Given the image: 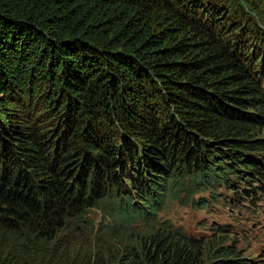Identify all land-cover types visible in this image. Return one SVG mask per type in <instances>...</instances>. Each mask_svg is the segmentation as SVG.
<instances>
[{"label":"trees","instance_id":"1","mask_svg":"<svg viewBox=\"0 0 264 264\" xmlns=\"http://www.w3.org/2000/svg\"><path fill=\"white\" fill-rule=\"evenodd\" d=\"M241 4L0 0V228L124 243L72 264H197L204 240L157 217L169 195L264 198V25ZM261 262L221 244L206 264ZM0 264L52 263L0 245Z\"/></svg>","mask_w":264,"mask_h":264},{"label":"rangeland","instance_id":"2","mask_svg":"<svg viewBox=\"0 0 264 264\" xmlns=\"http://www.w3.org/2000/svg\"><path fill=\"white\" fill-rule=\"evenodd\" d=\"M241 3L242 0H237V4ZM241 6L250 10L263 27L264 19L261 15L258 16L253 9H249L250 6L243 3ZM233 8L234 6L229 10L230 14ZM251 134L264 135V127H255ZM210 192V189H206L196 193V198L204 197L209 200L205 207L185 203L182 199L169 195L166 204L158 210L157 217L165 223L170 220L204 240L197 264H206L213 248L221 244H236L244 255L262 260L261 263L264 264V198L254 203L252 197H245V194L238 196L224 187L217 189V193H223L217 199ZM91 219L96 226H100L103 221V228L108 220L103 219V212L100 210H92ZM138 227L141 231L139 234H150L158 228L143 222ZM119 238L116 233L107 230L99 232L86 226L83 231L63 233L59 244H54L50 240L36 238L26 226L16 230L0 228V245L22 249L29 256H42L52 264H72L74 259L80 261L81 257L87 258L95 253L104 254L106 261L115 259L125 252L124 243Z\"/></svg>","mask_w":264,"mask_h":264}]
</instances>
